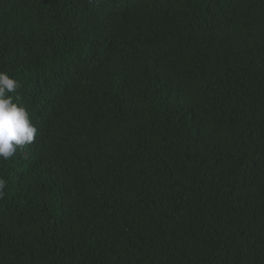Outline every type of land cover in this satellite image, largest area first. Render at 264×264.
<instances>
[{
  "label": "trees",
  "instance_id": "obj_1",
  "mask_svg": "<svg viewBox=\"0 0 264 264\" xmlns=\"http://www.w3.org/2000/svg\"><path fill=\"white\" fill-rule=\"evenodd\" d=\"M0 71V264H264V0H0Z\"/></svg>",
  "mask_w": 264,
  "mask_h": 264
},
{
  "label": "clouds",
  "instance_id": "obj_2",
  "mask_svg": "<svg viewBox=\"0 0 264 264\" xmlns=\"http://www.w3.org/2000/svg\"><path fill=\"white\" fill-rule=\"evenodd\" d=\"M19 82L5 71H0V159L13 157L25 144H31L37 134V126L28 110L9 93H14ZM7 182L0 178V198Z\"/></svg>",
  "mask_w": 264,
  "mask_h": 264
}]
</instances>
